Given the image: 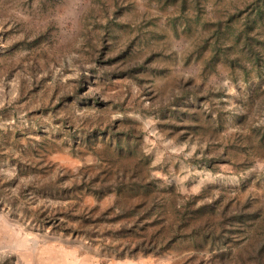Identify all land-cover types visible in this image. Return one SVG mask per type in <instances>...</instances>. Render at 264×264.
<instances>
[{
  "label": "rangeland",
  "instance_id": "rangeland-1",
  "mask_svg": "<svg viewBox=\"0 0 264 264\" xmlns=\"http://www.w3.org/2000/svg\"><path fill=\"white\" fill-rule=\"evenodd\" d=\"M0 264H264V0H0Z\"/></svg>",
  "mask_w": 264,
  "mask_h": 264
}]
</instances>
